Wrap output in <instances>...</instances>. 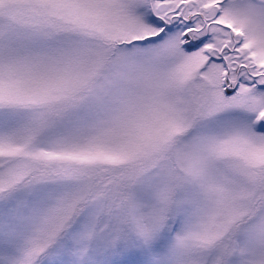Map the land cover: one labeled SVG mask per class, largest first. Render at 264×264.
<instances>
[{
  "label": "rangeland",
  "instance_id": "1",
  "mask_svg": "<svg viewBox=\"0 0 264 264\" xmlns=\"http://www.w3.org/2000/svg\"><path fill=\"white\" fill-rule=\"evenodd\" d=\"M161 1L0 0V264H264V0Z\"/></svg>",
  "mask_w": 264,
  "mask_h": 264
},
{
  "label": "flooded vegetation",
  "instance_id": "2",
  "mask_svg": "<svg viewBox=\"0 0 264 264\" xmlns=\"http://www.w3.org/2000/svg\"><path fill=\"white\" fill-rule=\"evenodd\" d=\"M161 2L169 3V6H170V4H171L170 1H166V0H162ZM180 5L186 6L187 3H186V1L183 0V1H180L179 3H177L175 6H176L177 8H180V7H181ZM188 6L191 7L192 4L188 3Z\"/></svg>",
  "mask_w": 264,
  "mask_h": 264
},
{
  "label": "water",
  "instance_id": "3",
  "mask_svg": "<svg viewBox=\"0 0 264 264\" xmlns=\"http://www.w3.org/2000/svg\"><path fill=\"white\" fill-rule=\"evenodd\" d=\"M167 6H168V4H161L160 6H159V10L160 11H165L166 10V8H167ZM262 121L264 122V115L262 116Z\"/></svg>",
  "mask_w": 264,
  "mask_h": 264
},
{
  "label": "trees",
  "instance_id": "4",
  "mask_svg": "<svg viewBox=\"0 0 264 264\" xmlns=\"http://www.w3.org/2000/svg\"><path fill=\"white\" fill-rule=\"evenodd\" d=\"M264 203V202H263Z\"/></svg>",
  "mask_w": 264,
  "mask_h": 264
}]
</instances>
